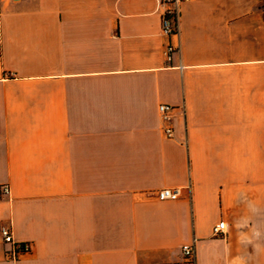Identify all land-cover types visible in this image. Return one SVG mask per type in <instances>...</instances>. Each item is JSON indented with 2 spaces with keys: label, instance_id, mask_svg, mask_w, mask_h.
<instances>
[{
  "label": "crops",
  "instance_id": "1",
  "mask_svg": "<svg viewBox=\"0 0 264 264\" xmlns=\"http://www.w3.org/2000/svg\"><path fill=\"white\" fill-rule=\"evenodd\" d=\"M163 12L0 0V264H264V0Z\"/></svg>",
  "mask_w": 264,
  "mask_h": 264
},
{
  "label": "built area",
  "instance_id": "2",
  "mask_svg": "<svg viewBox=\"0 0 264 264\" xmlns=\"http://www.w3.org/2000/svg\"><path fill=\"white\" fill-rule=\"evenodd\" d=\"M160 2L164 6L162 21L163 33L166 35L179 33L181 0H160ZM173 49V46L169 45L167 47V54L169 55ZM172 108L173 106L167 103H161L159 105V113L163 122V128L169 137L174 134ZM3 192L10 193V187L8 185L3 186ZM157 195L160 200H176L182 196V188L164 187L158 190ZM225 228L226 222L221 221L215 226L214 233L216 235H221L224 233ZM1 233L4 240L12 244V247L8 251L11 258H17L20 253L31 250V244L29 242H17L14 240L9 227L3 226L1 228ZM182 254L183 258L179 264H198L195 241L184 244L182 246Z\"/></svg>",
  "mask_w": 264,
  "mask_h": 264
}]
</instances>
